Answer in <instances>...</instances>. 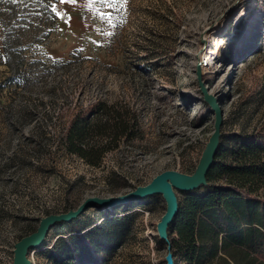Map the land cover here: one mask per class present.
<instances>
[{
	"label": "rangeland",
	"instance_id": "374dc122",
	"mask_svg": "<svg viewBox=\"0 0 264 264\" xmlns=\"http://www.w3.org/2000/svg\"><path fill=\"white\" fill-rule=\"evenodd\" d=\"M55 7L49 34L40 5L0 0V264H13L16 243L48 215L125 195L165 171L195 172L216 122L199 63L223 114L221 157L248 136L264 140V0ZM101 108L126 129L93 167L63 142L74 117L97 123ZM176 193L181 202L188 192ZM166 208L162 195L92 207L52 227L29 259L54 264L71 247L72 264H167L157 232Z\"/></svg>",
	"mask_w": 264,
	"mask_h": 264
},
{
	"label": "trees",
	"instance_id": "16d2710c",
	"mask_svg": "<svg viewBox=\"0 0 264 264\" xmlns=\"http://www.w3.org/2000/svg\"><path fill=\"white\" fill-rule=\"evenodd\" d=\"M26 1L31 6H41L52 23L49 34L53 33L59 17L52 9L59 0ZM94 115L98 116L97 123L74 117L63 144L68 154L100 167L104 156L117 148L112 144L125 135L120 131L126 127L122 128L121 119L110 118L103 108ZM207 183L206 193L188 192L179 202L178 213L168 230L170 242L165 244L172 246L174 256L184 264H264L261 136L246 137L229 156L221 157L217 152ZM71 250L69 247L53 257L54 264H72L75 254ZM84 254L80 253V257Z\"/></svg>",
	"mask_w": 264,
	"mask_h": 264
},
{
	"label": "water",
	"instance_id": "95a60500",
	"mask_svg": "<svg viewBox=\"0 0 264 264\" xmlns=\"http://www.w3.org/2000/svg\"><path fill=\"white\" fill-rule=\"evenodd\" d=\"M197 76L204 93V99L216 114V122L214 132L206 143L195 172L192 175H187L177 171H165L156 176L148 185L137 187L125 195L109 198H88L77 209L44 217L33 234L22 238L16 243L13 264H32V261L29 259V252L32 249L40 247L45 241L48 232L57 224L69 223L76 220L92 207H117L155 195H162L167 204L166 212L157 225L159 239L163 242H170L168 230L179 209L176 191L192 192L208 184L207 176L214 163L221 138L223 114L218 103L211 95L206 93L203 87L200 63L198 65ZM167 251L166 263L175 264V257L170 244Z\"/></svg>",
	"mask_w": 264,
	"mask_h": 264
},
{
	"label": "snow or ice",
	"instance_id": "6c2138e0",
	"mask_svg": "<svg viewBox=\"0 0 264 264\" xmlns=\"http://www.w3.org/2000/svg\"><path fill=\"white\" fill-rule=\"evenodd\" d=\"M78 2V0H59V3L60 4H66V3H71V4H76ZM88 2V5L91 6L92 4L94 3H97V2H103V3H107L113 7H115L117 4H120V3H123V4H126L128 3V0H87ZM53 12H56L58 16L61 15V13H59L56 9V7L54 6L53 7Z\"/></svg>",
	"mask_w": 264,
	"mask_h": 264
},
{
	"label": "bare ground",
	"instance_id": "6f19581e",
	"mask_svg": "<svg viewBox=\"0 0 264 264\" xmlns=\"http://www.w3.org/2000/svg\"><path fill=\"white\" fill-rule=\"evenodd\" d=\"M204 57H206V56H204Z\"/></svg>",
	"mask_w": 264,
	"mask_h": 264
}]
</instances>
